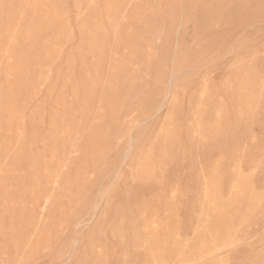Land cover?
I'll return each instance as SVG.
<instances>
[{
	"label": "rangeland",
	"instance_id": "374dc122",
	"mask_svg": "<svg viewBox=\"0 0 264 264\" xmlns=\"http://www.w3.org/2000/svg\"><path fill=\"white\" fill-rule=\"evenodd\" d=\"M0 264H264V0H0Z\"/></svg>",
	"mask_w": 264,
	"mask_h": 264
}]
</instances>
